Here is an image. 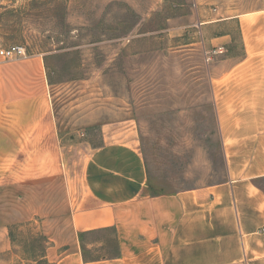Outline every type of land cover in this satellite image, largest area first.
<instances>
[{
	"label": "crops",
	"instance_id": "0c3cea01",
	"mask_svg": "<svg viewBox=\"0 0 264 264\" xmlns=\"http://www.w3.org/2000/svg\"><path fill=\"white\" fill-rule=\"evenodd\" d=\"M217 6L220 16L209 22L234 24L240 45L238 55L220 57L209 71L226 167L217 183L151 194L136 136L111 122L101 144L75 165L61 143L42 59L0 64L1 256L16 254L11 225L41 220L63 189L69 231L45 232L34 263L264 264V190L257 183L264 178V0ZM232 34L207 40L229 49ZM30 236L33 242L38 234Z\"/></svg>",
	"mask_w": 264,
	"mask_h": 264
},
{
	"label": "rangeland",
	"instance_id": "374dc122",
	"mask_svg": "<svg viewBox=\"0 0 264 264\" xmlns=\"http://www.w3.org/2000/svg\"><path fill=\"white\" fill-rule=\"evenodd\" d=\"M217 10V0H0V47L20 44L26 58L42 59L61 143L75 165L111 122L136 136L150 191L175 192L226 178L209 71L240 45L234 24L209 22ZM226 30L229 49L212 47L207 38ZM257 183L264 190V178ZM53 194L41 220L11 225L18 247L0 264H45L34 263L44 233L69 231L63 189Z\"/></svg>",
	"mask_w": 264,
	"mask_h": 264
},
{
	"label": "built area",
	"instance_id": "2783aa9c",
	"mask_svg": "<svg viewBox=\"0 0 264 264\" xmlns=\"http://www.w3.org/2000/svg\"><path fill=\"white\" fill-rule=\"evenodd\" d=\"M217 53L223 52L222 48H219ZM27 53L23 45L12 44L5 47H0V64L2 62L17 61L22 58H26ZM209 57V56H208ZM211 59V56L209 57Z\"/></svg>",
	"mask_w": 264,
	"mask_h": 264
},
{
	"label": "trees",
	"instance_id": "16d2710c",
	"mask_svg": "<svg viewBox=\"0 0 264 264\" xmlns=\"http://www.w3.org/2000/svg\"><path fill=\"white\" fill-rule=\"evenodd\" d=\"M148 188H149V184H148ZM151 189H152V188H149V190H151ZM150 193H151V194H160V193H156V192H153V191H152V192L150 191ZM80 236H81V235H80ZM34 243H37V238L34 239V241L32 242V245H34ZM82 250H83V248H82ZM82 252H83V251H82ZM84 258H85V251H84Z\"/></svg>",
	"mask_w": 264,
	"mask_h": 264
}]
</instances>
